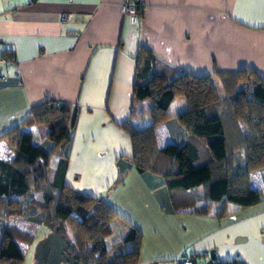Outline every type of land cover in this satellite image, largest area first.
<instances>
[{"label": "crops", "instance_id": "0c3cea01", "mask_svg": "<svg viewBox=\"0 0 264 264\" xmlns=\"http://www.w3.org/2000/svg\"><path fill=\"white\" fill-rule=\"evenodd\" d=\"M30 1L0 0V58L8 60L0 64V134L46 100L75 106L64 183L117 212L111 245L132 225L143 236L137 264L211 252L221 262L264 264V198L241 210L229 204L223 218L214 216V202L208 214H197L209 202L204 188L169 193L161 176L138 172L121 128L127 121L137 129L151 124L147 115L131 117L133 108H148L133 96L139 46L196 77L252 70L264 79V0H143L142 18L123 10L125 0ZM180 101L155 127L158 148L186 139ZM29 130L33 143L51 147L37 126ZM10 156L0 138V159ZM249 182L264 193V168L251 171Z\"/></svg>", "mask_w": 264, "mask_h": 264}, {"label": "trees", "instance_id": "16d2710c", "mask_svg": "<svg viewBox=\"0 0 264 264\" xmlns=\"http://www.w3.org/2000/svg\"><path fill=\"white\" fill-rule=\"evenodd\" d=\"M134 8L142 18L143 0H136ZM133 58L134 100L147 102L148 108L144 112L133 108L131 117L151 119L142 129L130 121L121 125L131 139L133 167L161 176L169 193L202 186L203 199L209 202L197 214H208L213 202L217 218L230 214L229 204L241 210L259 203L264 193L250 187L249 173L264 168V79L252 70L196 77L142 46ZM213 76L221 83L222 96ZM177 96L186 102V109L177 116L186 139L158 148L155 127L169 118V107ZM77 112L66 102L46 100L33 106L18 126L0 134L11 151L8 159H0V264H21L24 254L15 240L29 244L34 238L7 226L4 221L11 217L64 234L77 264H137L142 232L129 225L124 236L108 248V226L117 212L102 198L87 196L64 183L65 151ZM32 126L41 130L50 148L33 143ZM52 155L57 157L54 168ZM209 259L210 254L197 261L203 264ZM213 264L244 263L238 259L221 262L214 255Z\"/></svg>", "mask_w": 264, "mask_h": 264}, {"label": "rangeland", "instance_id": "374dc122", "mask_svg": "<svg viewBox=\"0 0 264 264\" xmlns=\"http://www.w3.org/2000/svg\"><path fill=\"white\" fill-rule=\"evenodd\" d=\"M217 90L220 94H222L220 89ZM180 100H182V102L185 101L183 97H175L173 103L171 104L170 110L177 109L181 102ZM47 144L51 143L47 141ZM42 147L44 149H48L46 148V145H43ZM55 161L56 156L52 155L50 158V165H55ZM36 198L41 200L40 194H36ZM4 223L7 226H13L34 236L33 240L29 244L15 240L19 250H21V253L24 254V259L21 264H69L68 262L64 261L62 253H57L61 250L59 248L60 241L55 231H50L41 225L18 217L8 218L4 221ZM114 226L115 223L113 221L110 222L108 226L109 234L106 236V240L108 239L107 245L109 244L108 246L110 247H112L111 240H114L113 236L116 235ZM120 235L121 236H118L119 238L124 236V234ZM112 251L116 252L117 248H112Z\"/></svg>", "mask_w": 264, "mask_h": 264}, {"label": "built area", "instance_id": "2783aa9c", "mask_svg": "<svg viewBox=\"0 0 264 264\" xmlns=\"http://www.w3.org/2000/svg\"><path fill=\"white\" fill-rule=\"evenodd\" d=\"M136 0H125L123 4V10L135 16L134 2ZM8 63L7 59L0 58V64L6 65ZM174 264H199L197 258L194 256L182 255L174 261Z\"/></svg>", "mask_w": 264, "mask_h": 264}, {"label": "water", "instance_id": "95a60500", "mask_svg": "<svg viewBox=\"0 0 264 264\" xmlns=\"http://www.w3.org/2000/svg\"><path fill=\"white\" fill-rule=\"evenodd\" d=\"M56 235H57V237H58V239L60 238V239H62V245H63V247L64 248H66L67 247V244H68V242H69V239L68 238H66L65 236H64V234H61V233H56ZM60 250H61V248H60ZM58 254H61L62 253V250L61 251H59V252H57ZM213 257H214V254H213V252H211V254H210V259L209 260H207L205 263H203V264H213ZM64 259V261L65 262H68L69 264H77V261H76V255H70V256H68V257H66V258H63Z\"/></svg>", "mask_w": 264, "mask_h": 264}, {"label": "flooded vegetation", "instance_id": "af4514ba", "mask_svg": "<svg viewBox=\"0 0 264 264\" xmlns=\"http://www.w3.org/2000/svg\"><path fill=\"white\" fill-rule=\"evenodd\" d=\"M59 241H60L59 248H61V250H62L63 258H66V257L70 256L71 255V251L69 250V247L64 248L63 245H62L63 244L62 243V239L59 238Z\"/></svg>", "mask_w": 264, "mask_h": 264}]
</instances>
